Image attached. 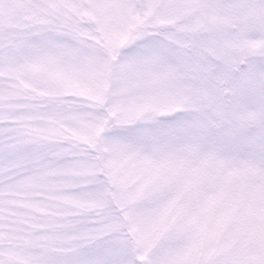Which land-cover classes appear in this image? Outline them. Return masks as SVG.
<instances>
[{"label":"snow or ice","instance_id":"1","mask_svg":"<svg viewBox=\"0 0 264 264\" xmlns=\"http://www.w3.org/2000/svg\"><path fill=\"white\" fill-rule=\"evenodd\" d=\"M0 264H264V0H0Z\"/></svg>","mask_w":264,"mask_h":264}]
</instances>
